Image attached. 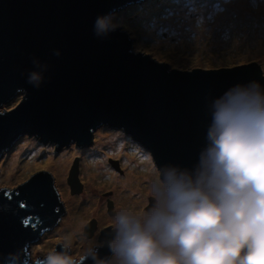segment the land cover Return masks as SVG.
<instances>
[{
    "label": "water",
    "instance_id": "obj_1",
    "mask_svg": "<svg viewBox=\"0 0 264 264\" xmlns=\"http://www.w3.org/2000/svg\"><path fill=\"white\" fill-rule=\"evenodd\" d=\"M135 1L0 0V157L25 132L59 149L92 143L96 129L109 126L148 149L164 179L167 167L196 163L210 120L208 100L237 84L264 85L259 61L176 67L135 48L130 27L98 29V21ZM78 169L75 158L72 190L83 185ZM61 212L67 211L53 167H34L26 179L1 188L0 264H30V243H39ZM100 230L102 239L70 256L80 260L92 248L109 258L113 223ZM58 242L42 247L31 264L65 246L70 254V241Z\"/></svg>",
    "mask_w": 264,
    "mask_h": 264
},
{
    "label": "clouds",
    "instance_id": "obj_2",
    "mask_svg": "<svg viewBox=\"0 0 264 264\" xmlns=\"http://www.w3.org/2000/svg\"><path fill=\"white\" fill-rule=\"evenodd\" d=\"M207 107L196 163L157 175L146 212L113 217L109 258L90 248L75 260L65 246L35 264H264V85H234Z\"/></svg>",
    "mask_w": 264,
    "mask_h": 264
},
{
    "label": "rangeland",
    "instance_id": "obj_3",
    "mask_svg": "<svg viewBox=\"0 0 264 264\" xmlns=\"http://www.w3.org/2000/svg\"><path fill=\"white\" fill-rule=\"evenodd\" d=\"M109 19L130 27L135 48L169 58L171 66L259 61L264 73V0H137L112 13ZM197 28L202 29L201 33H195ZM180 31L189 33L184 40ZM128 138L119 129L100 126L93 142L85 148L54 153L49 144L43 148L36 140L25 137L0 158V187L26 179L34 167L41 165L53 167L56 175L67 212L61 221L44 230L39 243H30L32 259L42 247H53L58 239L70 243L77 238V242L86 240L84 226H89L92 218L101 225L115 215L146 212L157 175L162 179L150 154L138 152L139 147ZM74 156L79 158L78 174L83 186L72 190L66 181ZM113 158H118L122 172L111 166V162L116 163ZM127 174L134 176L129 185H114L116 177L123 179ZM106 191L117 213L109 212ZM77 249L81 248H74L72 254Z\"/></svg>",
    "mask_w": 264,
    "mask_h": 264
},
{
    "label": "flooded vegetation",
    "instance_id": "obj_4",
    "mask_svg": "<svg viewBox=\"0 0 264 264\" xmlns=\"http://www.w3.org/2000/svg\"><path fill=\"white\" fill-rule=\"evenodd\" d=\"M119 130H121V129H119ZM121 131H122V130H121ZM122 132H123V131H122ZM123 133H124V132H123ZM124 135L127 136V138L129 137V138H128L129 142H131V143H133V144H135V145H137V146L139 147V151H138V152L146 153V154L148 155V151L145 150L143 147L139 146V145L136 143V141H135L130 135H126L125 133H124ZM25 137H29V138H32L33 140H36V141L39 143V145H41L43 148H44L46 145L49 144V145L53 148L54 153H60L63 149H66V148H76V149H78V150L80 149V147H79L75 142L70 143L69 145H63V146H61L59 149H57L55 144L50 143V142L43 144V142L40 141V139H39L36 135L31 134V133H22L21 136L19 137L18 141H19L20 139H22V138H25ZM81 148H85V147L83 146V147H81ZM90 148H91V147H90ZM8 150H10V149H7V152H8ZM135 152H137V151L135 150ZM3 156H4V155H3ZM3 156H1L0 158H2ZM74 157H75V156H74ZM75 158H77V160L79 161V158H78V157H75ZM112 160H113V161H116V163H118V161H119L118 158H117V160H115V158H113ZM41 166H43V165H41ZM41 166H38V167H41ZM44 167H46V166L44 165ZM79 169H80V165H79ZM122 170H123V169H121V172H122ZM124 172H126V171H124ZM124 172H123V173H124ZM68 173H69V172H68ZM79 177H80V174H79ZM68 178H70V177H69V174H68ZM66 182L69 184V179H68V181H66ZM69 185H70V184H69ZM0 188H3V187H0ZM73 190H74V189H73ZM105 194L107 195V196H106V201L111 200V199L109 198L108 191H106ZM107 203H108V202H107ZM112 203H113V205H114L113 200H112ZM145 206H146V205H145ZM146 210H147V209L145 208V211H146ZM109 212L117 213L116 209H114V206H112V209H111V211H109ZM63 217H65V212H61V220L63 219ZM108 223H113V220H112V221H108V222H106V223H103V224H101V225H98V224L95 222V219L92 218V220L89 222V226H87L88 224H87L86 226H84V229H85V228L87 229V233L85 232V235H84V237L86 238V240H84V239H80V240L77 242L78 238H77V240L75 239L74 242H72V243H73V246H72V243H70V252H71L74 248H81L80 250H82L83 248H85V247H87V246L93 244L94 242H96V241L102 239V238H101L102 234H101L100 226L106 225V224H108ZM78 243H79V244H78ZM77 244H78V245H77ZM77 251H78V249H77Z\"/></svg>",
    "mask_w": 264,
    "mask_h": 264
},
{
    "label": "bare ground",
    "instance_id": "obj_5",
    "mask_svg": "<svg viewBox=\"0 0 264 264\" xmlns=\"http://www.w3.org/2000/svg\"><path fill=\"white\" fill-rule=\"evenodd\" d=\"M181 4V3H180ZM184 4V3H183ZM186 5V4H185ZM239 6H244V4H241V3H239ZM185 9V8H184ZM176 10V9H175ZM157 12V11H156ZM201 31H202V29H195V33H201ZM189 33L188 32H185V31H180L179 32V35H180V37L182 38V40H184V38L186 37V35H188ZM140 42H143V41H140ZM138 44H139V42H138ZM156 47V46H155ZM158 47V46H157ZM159 49V48H158ZM122 130V129H121ZM123 131V130H122ZM124 132V131H123ZM125 133V132H124ZM126 134V133H125ZM126 135H129V134H126ZM94 140V139H93ZM89 144H91V143H88V144H80V145H78L80 148L81 147H86V146H88ZM56 145V144H55ZM63 146V145H62ZM56 148L58 149V147L56 146ZM75 159V158H74ZM54 164H56L57 165V162H56V160L53 162ZM73 163V162H72ZM78 167H79V161H78ZM79 169H78V173H79ZM131 178H134V176H133V174H127L126 175V178H123V179H121V178H119V177H116V179L113 181V183H114V185L115 186H117V185H121V186H126V185H129L130 183H131ZM69 179V178H68ZM145 180V179H144ZM115 183H118V184H115ZM132 189V191H136V190H138V188H131Z\"/></svg>",
    "mask_w": 264,
    "mask_h": 264
},
{
    "label": "snow or ice",
    "instance_id": "obj_6",
    "mask_svg": "<svg viewBox=\"0 0 264 264\" xmlns=\"http://www.w3.org/2000/svg\"><path fill=\"white\" fill-rule=\"evenodd\" d=\"M106 25H107V26H106ZM108 27H111V25H110L109 23H107V21H104V20H102V21L99 23V25H98V29H99V30H104L105 28H108ZM4 195H5V196H8L9 193L5 192ZM22 206H24V205L22 204ZM24 223L27 224L28 221L25 220ZM8 264H16V262H15L14 260H9Z\"/></svg>",
    "mask_w": 264,
    "mask_h": 264
}]
</instances>
